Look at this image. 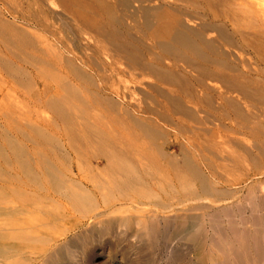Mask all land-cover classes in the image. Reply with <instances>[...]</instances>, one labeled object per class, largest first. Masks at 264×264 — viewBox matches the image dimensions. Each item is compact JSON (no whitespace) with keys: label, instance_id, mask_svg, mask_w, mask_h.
<instances>
[{"label":"bare ground","instance_id":"1","mask_svg":"<svg viewBox=\"0 0 264 264\" xmlns=\"http://www.w3.org/2000/svg\"><path fill=\"white\" fill-rule=\"evenodd\" d=\"M93 1V18L81 0L63 2L54 29L26 12L14 18L42 28L70 56L93 32L92 53L110 56L103 68L112 73L93 102L127 117L83 110L77 118L55 99L58 136L28 140L40 148L0 150V264H93L94 246L117 230L124 264H264V191L255 202L250 186L264 182V10L254 0H121L140 13L152 47L131 34L126 14ZM0 33L44 61L51 56L47 43L42 53L1 20ZM75 58L71 72L94 85ZM138 84L152 105L138 103L129 115L125 95ZM95 221L93 236L86 226Z\"/></svg>","mask_w":264,"mask_h":264},{"label":"rangeland","instance_id":"2","mask_svg":"<svg viewBox=\"0 0 264 264\" xmlns=\"http://www.w3.org/2000/svg\"><path fill=\"white\" fill-rule=\"evenodd\" d=\"M65 1L68 0H0V20L5 24H9L25 31L28 36L34 39L37 44V49L42 53L43 45L47 43L51 55L48 60L46 59V61H44V57H40L39 51L34 52L21 48L13 44L11 41L6 40L4 34L0 33V150L4 152H11L15 146H18L21 150L40 148L34 147L31 143H28V140L39 139L42 138L43 135L49 137L59 135V130L63 123L62 120L58 118L56 110L51 105V101L55 99H61L62 102H64V105L77 118H79L80 112H83V110L87 112L88 118L108 119L111 117H127L123 111L120 113L112 112L106 104H94L93 102L95 95L97 94L95 91L97 90V86L102 85L103 79L112 76L110 70L103 68L107 67V64L110 62V56H107L106 54L96 56L92 53L95 40L91 37V35L95 36L93 32L86 30L88 34L91 33L90 36L86 33L80 35V40L76 45V51L70 56V52H67L64 47L56 43L42 28L36 27L34 24L20 22L14 18L21 12H26L29 15H35L42 18L52 29H54L56 26H61L62 24L56 16L62 13V4ZM81 1L83 3V13L87 18H93V10L95 7L94 1ZM104 1L114 5L115 10H117L119 14H126L124 20L127 23L131 34L138 37L141 36V39L143 37L145 45L153 47L152 40H146L150 39L149 36L146 35L147 33H144V30L141 31L143 18L140 13H134L132 10L133 8L124 9L120 3L121 0ZM139 3L145 6L153 5V2L148 4L149 2L147 1L132 0L133 6L140 5ZM254 7L259 10H264V0H254ZM101 16L104 15L102 14ZM62 17L63 20L69 21L71 25L77 24L64 14ZM189 23L194 25V22L192 21ZM63 28L65 29L64 26ZM65 31L67 32L65 35L68 36L69 32L67 29H65L64 32ZM6 33H8V31H5V34ZM250 54L251 53H247L244 54V56L251 65L253 64L252 66L254 68H257V65H255L256 63ZM73 56L76 57V64L81 70L92 75L95 80L94 85L90 84L87 80L76 77L75 74L71 72L67 62L68 58ZM120 67L123 68L124 65ZM126 78L128 77L124 76L121 79L125 80ZM139 78L143 80V83H148L152 80L148 76H140ZM143 86L144 84H138L135 88L130 87L126 92V108L129 115L131 114L132 109H134V106L138 103L152 105V102L150 101L151 99H145L143 97ZM69 87L74 89V92L79 95L80 98L78 101L73 99L72 94L68 91ZM250 186H254L256 189L255 196L259 201L256 197L254 198L252 196L256 200L255 202H260L262 200V195H258V193L260 190L264 191V182L258 184V181L253 179ZM238 188L242 189V192L240 191L239 193L241 195L245 189L240 188V186H238ZM96 221L92 225L87 224L86 226V230L90 232V235L95 232L96 236V234H98L97 232H99L98 230L100 229L99 226L101 227V223ZM93 226L95 228H93ZM95 229L97 232L94 231ZM91 230H93V232H91ZM112 233L115 234L108 233L104 234L105 237L104 235L103 237L101 236L102 239L100 240H104L103 242H105L102 247L97 243V245L95 244L93 264L96 262V264H124V259L120 252V246L123 247L126 242H121L119 247H117L116 244L118 240L115 238V235L116 233H119V230H117V232L112 231ZM39 262L40 259L39 261L38 259H35V264H40Z\"/></svg>","mask_w":264,"mask_h":264}]
</instances>
